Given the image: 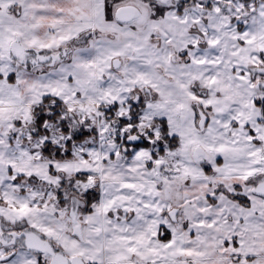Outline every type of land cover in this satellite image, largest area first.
I'll use <instances>...</instances> for the list:
<instances>
[{"label":"snow or ice","instance_id":"6c2138e0","mask_svg":"<svg viewBox=\"0 0 264 264\" xmlns=\"http://www.w3.org/2000/svg\"><path fill=\"white\" fill-rule=\"evenodd\" d=\"M0 264H264V0H0Z\"/></svg>","mask_w":264,"mask_h":264}]
</instances>
